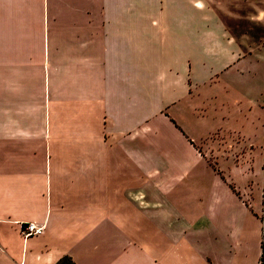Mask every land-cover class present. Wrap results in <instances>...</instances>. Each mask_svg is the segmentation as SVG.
<instances>
[{
  "label": "crops",
  "instance_id": "obj_1",
  "mask_svg": "<svg viewBox=\"0 0 264 264\" xmlns=\"http://www.w3.org/2000/svg\"><path fill=\"white\" fill-rule=\"evenodd\" d=\"M261 29L264 2L0 0V264H264Z\"/></svg>",
  "mask_w": 264,
  "mask_h": 264
},
{
  "label": "rangeland",
  "instance_id": "obj_2",
  "mask_svg": "<svg viewBox=\"0 0 264 264\" xmlns=\"http://www.w3.org/2000/svg\"><path fill=\"white\" fill-rule=\"evenodd\" d=\"M242 2H264V0H241ZM255 30V29H254ZM259 31V30H258ZM263 31L264 29L260 30V33H253V43L258 42V37L263 35ZM259 68L261 69V77L258 79L260 81V86H259V90L260 93L262 94L263 98H264V56H263V60L261 61V63L259 62ZM260 73L258 72V74L260 75Z\"/></svg>",
  "mask_w": 264,
  "mask_h": 264
},
{
  "label": "built area",
  "instance_id": "obj_3",
  "mask_svg": "<svg viewBox=\"0 0 264 264\" xmlns=\"http://www.w3.org/2000/svg\"><path fill=\"white\" fill-rule=\"evenodd\" d=\"M21 231L24 237H32L40 235L43 229L42 227H37L35 224L29 223L24 225Z\"/></svg>",
  "mask_w": 264,
  "mask_h": 264
},
{
  "label": "trees",
  "instance_id": "obj_4",
  "mask_svg": "<svg viewBox=\"0 0 264 264\" xmlns=\"http://www.w3.org/2000/svg\"><path fill=\"white\" fill-rule=\"evenodd\" d=\"M263 204H264V194H263ZM262 245H263L262 246V258H263V256H264V241H263ZM55 264H74V263L69 257L64 256L60 260H58Z\"/></svg>",
  "mask_w": 264,
  "mask_h": 264
}]
</instances>
